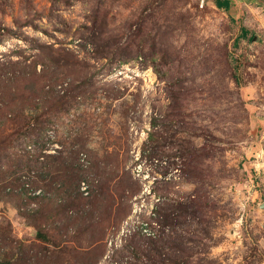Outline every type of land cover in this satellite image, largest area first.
I'll use <instances>...</instances> for the list:
<instances>
[{
	"label": "rangeland",
	"instance_id": "374dc122",
	"mask_svg": "<svg viewBox=\"0 0 264 264\" xmlns=\"http://www.w3.org/2000/svg\"><path fill=\"white\" fill-rule=\"evenodd\" d=\"M0 69V262L264 264V0H0Z\"/></svg>",
	"mask_w": 264,
	"mask_h": 264
},
{
	"label": "trees",
	"instance_id": "16d2710c",
	"mask_svg": "<svg viewBox=\"0 0 264 264\" xmlns=\"http://www.w3.org/2000/svg\"><path fill=\"white\" fill-rule=\"evenodd\" d=\"M5 29V28H3ZM242 38H247V31L243 30L242 31ZM5 76L2 72V70L0 69V81L1 78ZM34 97L33 98H29V101L33 102ZM0 104L2 106L5 105L4 101L0 102ZM6 116V115H5ZM14 119L16 122L20 123V125L22 126L23 129H25L23 133H25V135H31L33 134V132L36 130V128H32L31 129V122L32 119L28 118L27 116H25L23 114V108L20 109V111L16 112V114H13ZM2 118H4L3 114L2 116H0V127H2ZM36 120V119H35ZM34 123H38L37 120L34 121ZM33 123V124H34ZM66 164V161H64V164H62L61 166H57V170H65L67 167H65L64 165ZM56 170V171H57ZM55 171V170H54ZM53 173V172H52ZM74 174H76L75 178L76 181L74 180L69 186H63L61 185L60 190L62 193H64V197L66 196L69 200H71V202L69 203V206L67 208H63L62 212L65 213H70L72 211L78 212L79 214H81L83 216V212H85L86 207H90L92 206L88 212L91 214H93V208L95 205V195H93L91 197V199H85L82 197L80 191H79V187H78V183L80 181V179L78 178L80 173L74 172ZM60 177H51L48 178L49 179V183L53 184L54 180L59 179ZM47 179V180H48ZM94 199V200H92ZM200 208L199 210H201V208H203L200 204H199ZM190 208V207H189ZM187 208L183 207V206H179V210L180 211H185ZM204 209V208H203ZM145 224L147 225V229H145L144 234H142V232H133L131 238H130V243L131 245H135V247H140L141 248V253H140V257H142V260L146 261L147 264L151 263V260H156L159 258V254H158V248H159V243H162V241H164V227L166 226V218L163 215H159L156 219L155 218H147V217H143L142 219V225L144 226ZM155 224V226H154ZM142 226V230L144 229V227ZM159 228V229H158ZM40 236V235H39ZM163 237V238H162ZM8 241V236L7 233L6 234H2L0 235V241ZM157 253V254H156ZM154 255V256H153ZM186 264H192L191 260H183ZM191 261V262H190ZM0 264H9L6 262H0ZM155 264V263H154ZM168 264H177L173 261L169 262Z\"/></svg>",
	"mask_w": 264,
	"mask_h": 264
},
{
	"label": "crops",
	"instance_id": "0c3cea01",
	"mask_svg": "<svg viewBox=\"0 0 264 264\" xmlns=\"http://www.w3.org/2000/svg\"><path fill=\"white\" fill-rule=\"evenodd\" d=\"M210 2L224 13L231 14L242 5L253 3V0H210Z\"/></svg>",
	"mask_w": 264,
	"mask_h": 264
}]
</instances>
